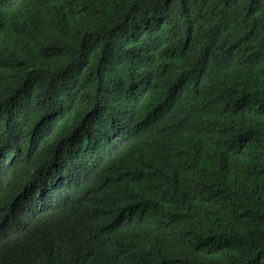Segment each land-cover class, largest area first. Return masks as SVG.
<instances>
[{
	"label": "trees",
	"instance_id": "obj_1",
	"mask_svg": "<svg viewBox=\"0 0 264 264\" xmlns=\"http://www.w3.org/2000/svg\"><path fill=\"white\" fill-rule=\"evenodd\" d=\"M117 145L141 164L19 216L25 184ZM125 196L121 228L79 223ZM100 239L91 264H264V0H0V264L89 261Z\"/></svg>",
	"mask_w": 264,
	"mask_h": 264
},
{
	"label": "clouds",
	"instance_id": "obj_2",
	"mask_svg": "<svg viewBox=\"0 0 264 264\" xmlns=\"http://www.w3.org/2000/svg\"><path fill=\"white\" fill-rule=\"evenodd\" d=\"M87 138L88 127L85 124L77 125L76 129L67 136L68 142L73 147L79 148L80 151L86 150ZM142 160L139 155L131 154L122 145H117L114 149L105 151L101 160L91 164L87 172H82L80 168L69 173L60 168H51L43 178L44 184H41L40 180H35L32 184L24 185L22 194L26 191L27 195L23 197V201L27 208L24 205L20 206L18 208L19 216L24 218L26 212L31 210L33 214L38 215L58 203L66 207H73L82 195L94 196V194L87 193L88 191L83 188V185L92 176L97 165L114 172H126L141 164ZM130 208V196H125L121 206L122 219L109 216L103 206L88 205L79 210L78 220L82 227L91 231L118 229L131 221ZM113 252H115L113 245L106 239H100L93 242L89 249L90 257L86 259L89 261H68L70 257H67L60 264H91L99 259L109 257Z\"/></svg>",
	"mask_w": 264,
	"mask_h": 264
}]
</instances>
